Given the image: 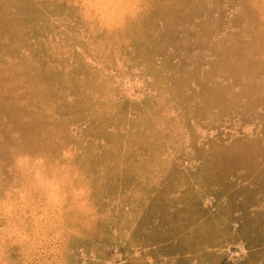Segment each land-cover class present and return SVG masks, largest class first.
I'll use <instances>...</instances> for the list:
<instances>
[{"label":"rangeland","instance_id":"obj_1","mask_svg":"<svg viewBox=\"0 0 264 264\" xmlns=\"http://www.w3.org/2000/svg\"><path fill=\"white\" fill-rule=\"evenodd\" d=\"M0 264H264V0H0Z\"/></svg>","mask_w":264,"mask_h":264}]
</instances>
